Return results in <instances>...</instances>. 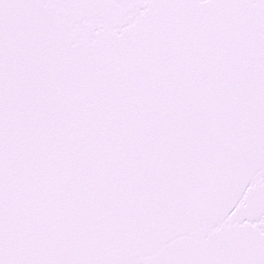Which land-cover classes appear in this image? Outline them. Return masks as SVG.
<instances>
[{
  "label": "snow or ice",
  "instance_id": "obj_1",
  "mask_svg": "<svg viewBox=\"0 0 264 264\" xmlns=\"http://www.w3.org/2000/svg\"><path fill=\"white\" fill-rule=\"evenodd\" d=\"M0 264H264V0H0Z\"/></svg>",
  "mask_w": 264,
  "mask_h": 264
}]
</instances>
